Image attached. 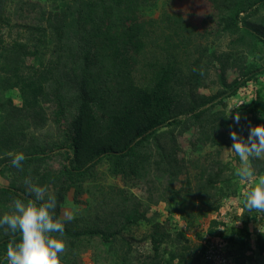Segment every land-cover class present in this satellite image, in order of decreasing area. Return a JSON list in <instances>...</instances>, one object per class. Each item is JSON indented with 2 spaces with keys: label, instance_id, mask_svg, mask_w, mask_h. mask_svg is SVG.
I'll return each mask as SVG.
<instances>
[{
  "label": "trees",
  "instance_id": "1",
  "mask_svg": "<svg viewBox=\"0 0 264 264\" xmlns=\"http://www.w3.org/2000/svg\"><path fill=\"white\" fill-rule=\"evenodd\" d=\"M48 1L35 21L9 26L0 15V93L16 91L20 100L15 106L0 99V176L9 180L0 186V216L12 211L15 199H35L25 190L31 177L56 196L54 218L65 225L63 236L53 233L66 243L61 264H81L80 249L94 239L109 264H127L131 242L123 234L142 223L148 227L141 240L151 252L142 264H216L213 239L223 245V264H264V232L255 234L252 251L246 223L256 212L243 203V226L219 230L211 220L205 236L195 231L199 218L242 192L237 181L222 177L220 155L236 131L225 100L251 84L257 98L251 103H263L264 0H189L192 7L202 1L212 9L196 24L175 9L154 16L156 0ZM211 70L219 87L201 94L199 83ZM230 70L236 76L227 82ZM259 108L250 119L254 126L264 125V106ZM47 112L57 138L38 145L28 132L45 127ZM238 128L248 137L247 125ZM188 131L189 148L182 152L177 138ZM18 152L25 156L20 169L10 163ZM56 154L53 168L48 159ZM107 177L121 184L106 183ZM70 190L77 203L94 192L84 200L92 206L80 224L59 217ZM158 202L166 206L163 222L157 213L146 216ZM174 215L184 229L170 222ZM188 230L197 239L193 247ZM19 239L0 228V264L8 263L7 247Z\"/></svg>",
  "mask_w": 264,
  "mask_h": 264
},
{
  "label": "rangeland",
  "instance_id": "2",
  "mask_svg": "<svg viewBox=\"0 0 264 264\" xmlns=\"http://www.w3.org/2000/svg\"><path fill=\"white\" fill-rule=\"evenodd\" d=\"M158 3V7L154 9V16H157L162 8L166 10L175 9L176 11L180 12L182 16L185 18L187 22L192 23H201L202 19L209 15L212 11L210 9V6L207 5L206 2H200L197 4V6H191L189 5L190 1L193 0H173V3L170 2V0H156ZM189 3H188V2ZM191 4V3H190ZM49 8V1L48 0H0V10H3L2 13L0 12V15L4 19H7V22L10 25L18 22H24L27 21L26 18L33 19L34 21L40 18L42 15L41 12L47 11ZM262 13V11H261ZM207 21V17H205ZM207 29H210L212 26L206 22ZM4 32L7 30L2 29ZM13 34V33H12ZM209 38L212 39L213 35H209ZM7 38H5L6 40ZM226 38L222 37L218 41V47H222L224 44ZM211 41H215L214 39ZM217 42V40H216ZM221 49V48H217ZM236 76V73L233 70H230L226 73L225 78L227 82H230L234 79ZM216 75L213 70L210 71L209 76L204 77V79L199 83L198 91L201 94L208 95L210 93L215 92L218 89V83L216 79ZM264 79V78H263ZM262 79V80H263ZM212 80V82H211ZM261 100L264 103L263 96L260 97ZM0 99L1 102H4L8 99H11L13 104L15 106H20V100L18 99V95L16 91L13 92H7V93H0ZM257 99V98H256ZM255 99L254 94V87L251 84H248V86L245 89H240L239 92L233 96L229 97L225 100V112L227 114V117H229V121L231 122V127L236 128V132L239 136L242 135L241 131H239V125H247V127L250 129V127H254V124L250 122V119L254 116H259L261 106H264L263 103L259 104H253ZM243 103L239 108H236L234 106L239 105ZM250 104V105H249ZM244 106V107H243ZM49 112V111H48ZM47 112V113H48ZM239 113L240 120L237 123L235 120L236 114ZM46 114V113H45ZM48 117V120L46 122V125L44 128L34 131L31 130L28 132V134H31V138L33 139V142L38 145H43L46 143V141L49 140H55L57 138V129L55 128L54 124L50 121L52 118L51 114H46ZM1 116V114H0ZM67 118V117H65ZM255 118V117H254ZM260 118L263 119L264 115H260ZM56 136H55V135ZM53 136V137H52ZM29 137H27L28 139ZM191 139L189 131L184 133L181 136H178L177 141L179 142V145L182 149V152H185L189 148L188 141ZM244 140H247V137L244 138ZM233 141L232 139L228 141V147H224L222 149V153L220 155V160H222V167L223 169V175L228 176L229 178H232L233 180L237 181L238 184H240L242 192L240 196L236 197H230L225 198L222 200L221 205L218 209V211L211 214L209 217L205 218H199L197 221L198 226L196 227V233L205 236L206 231L208 229V226L211 223V220H215L221 225L217 227L219 230H223L224 228L229 226H235V227H241L243 226L242 221L240 219L242 214V203H243V194L250 186L249 182L244 181L240 179L236 175L237 169L241 166V162L239 158L231 151L229 150L231 148ZM208 148H205L203 153L207 152ZM55 154V153H54ZM54 157H51L49 160V164L54 168L57 167L59 161L58 158L59 155H53ZM62 158V156H61ZM251 166L253 170L257 173V175H264V160H252ZM104 170L103 167H98V172H102ZM101 178H104V176L101 175ZM183 180V177L181 178ZM255 179V177H254ZM8 179L5 178V176H0V186H7L8 185ZM102 181V180H101ZM104 182V181H102ZM114 182L118 185L121 184L119 178H106V183ZM105 183V182H104ZM130 190L137 196H142L141 191L135 188H130ZM85 193L80 197V202H75L72 196V190L66 193L64 197V201L62 202V206L60 207V213L59 217L62 219H66L67 215L73 216L74 220L80 219L82 216V213L85 214L86 212H83L84 210L91 208L92 203L85 204L84 202L87 199H91V194H94V192ZM96 195V192H95ZM85 200V201H84ZM91 201V200H90ZM89 211V210H88ZM158 214L157 220L159 222H163L167 218V212H166V206L163 202H158L156 205H151L149 207V210L146 212V216H151L153 214ZM252 213V212H250ZM253 217L251 219L247 220L246 228L248 232L250 233L249 237V243L252 251H255V247L253 245L255 234L257 232H264V215H261L259 213H256V215L252 214ZM72 220V219H71ZM170 222L172 224H175L177 228L184 229V222L183 220L177 216L174 215ZM81 223V219L79 220V224ZM223 224V225H222ZM226 224V225H225ZM146 227H148L146 224L140 225L139 227H132L131 230L128 232H124V238L131 242V252L130 256L127 260V264H142V261L151 256L149 243L146 240H141L142 236L146 232ZM130 233L134 235V239L131 241L129 240ZM186 238L190 239V242H188L189 247H193L196 245V237L194 236V233L191 230L186 231ZM209 237H206L204 239H208ZM216 240V239H213ZM219 240V239H217ZM182 243H185L182 241ZM79 255V261L81 264H109L110 263V257L109 254H107L103 248L102 245L99 244V241L97 239L91 240L90 244L87 242L85 246H83L80 249ZM264 256V254H263ZM1 264H8L4 259H2ZM126 264V263H125Z\"/></svg>",
  "mask_w": 264,
  "mask_h": 264
},
{
  "label": "clouds",
  "instance_id": "3",
  "mask_svg": "<svg viewBox=\"0 0 264 264\" xmlns=\"http://www.w3.org/2000/svg\"><path fill=\"white\" fill-rule=\"evenodd\" d=\"M242 104L234 107L239 108ZM235 120L239 122V113L236 114ZM230 138L233 143L229 150L241 162L236 175L250 184L243 194V206L248 212L264 215V175H257L251 166L252 160H264V125L250 127L247 140L239 136L236 131H231ZM24 160V154L18 152L10 163L20 169ZM24 184L25 190L35 199L28 203L15 199L12 202V211L0 216V228L12 234L18 233L20 236L18 242L8 245L7 262L8 264H61L60 255L66 251V243L62 239L55 238L53 233L63 236L65 225L54 218L53 213L57 207L56 196L48 191L47 186L33 183L31 177H27ZM66 219L71 220L73 216L67 215Z\"/></svg>",
  "mask_w": 264,
  "mask_h": 264
},
{
  "label": "built area",
  "instance_id": "4",
  "mask_svg": "<svg viewBox=\"0 0 264 264\" xmlns=\"http://www.w3.org/2000/svg\"><path fill=\"white\" fill-rule=\"evenodd\" d=\"M213 244L212 248H214L215 252H216V256L213 258V260H215L216 264H223L224 259H222V254H219V252L221 251V249H223V245L216 239V240H211ZM208 259H210V257H207Z\"/></svg>",
  "mask_w": 264,
  "mask_h": 264
}]
</instances>
